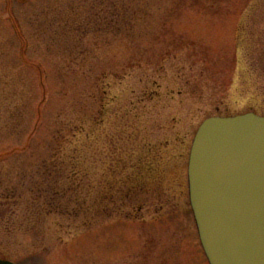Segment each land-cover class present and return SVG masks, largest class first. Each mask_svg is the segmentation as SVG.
<instances>
[{
    "label": "rangeland",
    "instance_id": "rangeland-1",
    "mask_svg": "<svg viewBox=\"0 0 264 264\" xmlns=\"http://www.w3.org/2000/svg\"><path fill=\"white\" fill-rule=\"evenodd\" d=\"M248 112L264 0H0L1 259L208 264L191 145Z\"/></svg>",
    "mask_w": 264,
    "mask_h": 264
},
{
    "label": "water",
    "instance_id": "water-1",
    "mask_svg": "<svg viewBox=\"0 0 264 264\" xmlns=\"http://www.w3.org/2000/svg\"><path fill=\"white\" fill-rule=\"evenodd\" d=\"M188 181L209 264H264V116L204 120L191 146Z\"/></svg>",
    "mask_w": 264,
    "mask_h": 264
},
{
    "label": "flooded vegetation",
    "instance_id": "flooded-vegetation-1",
    "mask_svg": "<svg viewBox=\"0 0 264 264\" xmlns=\"http://www.w3.org/2000/svg\"><path fill=\"white\" fill-rule=\"evenodd\" d=\"M0 259H1V257H0Z\"/></svg>",
    "mask_w": 264,
    "mask_h": 264
}]
</instances>
